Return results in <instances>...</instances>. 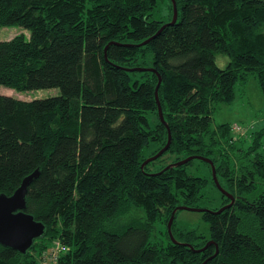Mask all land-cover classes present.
I'll return each mask as SVG.
<instances>
[{
    "label": "trees",
    "instance_id": "trees-1",
    "mask_svg": "<svg viewBox=\"0 0 264 264\" xmlns=\"http://www.w3.org/2000/svg\"><path fill=\"white\" fill-rule=\"evenodd\" d=\"M160 2L167 20L155 18ZM175 3L170 24L172 0H0V28L30 32L0 41V85L61 91L0 93V194L39 170L26 212L47 229L25 255L0 245V264H42L55 242L66 247L56 264H203L217 249L207 264H264V126L213 125L252 76L264 94V0ZM169 131V150L143 168ZM190 157L213 161L235 203L202 213L208 236L178 212L175 244L173 211L218 190L207 162L166 169ZM196 161L209 176L189 172ZM220 194L215 212L230 203Z\"/></svg>",
    "mask_w": 264,
    "mask_h": 264
},
{
    "label": "rangeland",
    "instance_id": "rangeland-1",
    "mask_svg": "<svg viewBox=\"0 0 264 264\" xmlns=\"http://www.w3.org/2000/svg\"><path fill=\"white\" fill-rule=\"evenodd\" d=\"M164 3L160 2V6L155 13V18L159 20H167L169 17ZM17 35H25L30 38L29 30L19 27L10 26L0 28V41H9ZM218 64L221 68L228 63L226 57H218ZM0 93L12 95L19 99L31 101L34 99H45L56 97L61 94L58 88L34 90L28 92H17L0 85ZM222 123L232 125H240L243 128L260 129L264 126V94L261 91L258 78L252 76L245 86H239L237 89L236 99L231 104L221 105L215 112L213 125L217 126ZM149 154V152L147 153ZM189 172L197 176H209V168L203 162L196 161L189 168ZM202 209L214 210L219 209L222 205V196L214 187H208L205 197L200 203ZM177 223L179 226L186 228H197L199 233L209 235V224L204 220L201 212L180 211L177 215Z\"/></svg>",
    "mask_w": 264,
    "mask_h": 264
},
{
    "label": "water",
    "instance_id": "water-1",
    "mask_svg": "<svg viewBox=\"0 0 264 264\" xmlns=\"http://www.w3.org/2000/svg\"><path fill=\"white\" fill-rule=\"evenodd\" d=\"M172 2H173L174 17L170 24L176 23L178 19V9L175 0H172ZM149 42L150 40L144 42L142 45L148 44ZM138 71H146V69H140V70L138 69ZM149 71L154 72V70H149ZM161 83H162V77L159 76V83L156 91L157 98H158V90L160 88ZM159 114L162 122H164V117L162 114V109L160 104H159ZM171 144H172V136L169 131V140L167 145L162 150H160L158 154L147 159L142 167L144 168L152 161H155L158 158H160L165 152L169 150ZM195 159L207 162L212 166V174H213L214 182L218 190L230 200V203L216 212L208 209L189 208L185 206L176 208L173 211L170 221L168 223V232L173 243L175 244H178V241H176V239L173 236L172 227L175 221V216L178 212L187 210V211H194L201 213L211 212V213L219 214L224 210L230 208L235 203V197L220 185L216 174V167L213 161L208 158L190 157L178 163L172 164L168 166L166 169L185 165ZM39 176H40V171L36 170L34 173L27 176L23 180L21 186L12 195L8 196L7 194H0V245L6 248L13 249L22 255L27 254V252L32 248L35 240L45 236L47 232L46 225L43 222L37 221L33 215L28 214L26 212L27 194L29 191V187L34 181L38 179ZM211 244L212 242L210 241L207 243V245L204 248L195 251L197 252L205 251L206 248H208ZM185 246L194 250V248L190 244H185ZM218 253L219 250L217 249L216 254L211 258L207 259L203 264H207L211 259L216 257Z\"/></svg>",
    "mask_w": 264,
    "mask_h": 264
},
{
    "label": "built area",
    "instance_id": "built-area-1",
    "mask_svg": "<svg viewBox=\"0 0 264 264\" xmlns=\"http://www.w3.org/2000/svg\"><path fill=\"white\" fill-rule=\"evenodd\" d=\"M234 128L237 130L240 129L238 126H235ZM65 251L66 247L63 246L61 242H55L51 249H49L48 252L44 254L42 258V264H56L58 256Z\"/></svg>",
    "mask_w": 264,
    "mask_h": 264
}]
</instances>
